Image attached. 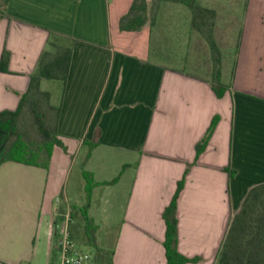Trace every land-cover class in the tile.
Here are the masks:
<instances>
[{
	"label": "crops",
	"instance_id": "0c3cea01",
	"mask_svg": "<svg viewBox=\"0 0 264 264\" xmlns=\"http://www.w3.org/2000/svg\"><path fill=\"white\" fill-rule=\"evenodd\" d=\"M133 2L0 0V60L11 53L9 71L0 72V114L18 109L51 41L73 48L66 82H42L60 109L65 148H54L48 167L0 161L1 263L56 264L57 210L74 194L70 183H82L72 180L78 162L79 175L97 184L84 202L95 244L77 243L97 249L88 264H167L164 212L184 178L179 252L200 259L188 264H217L231 219L264 184V0H244L241 10L238 0L200 1L237 30L232 64L225 57L221 69L223 97L212 81L154 57L167 6L153 27L121 31ZM16 140L0 130V156Z\"/></svg>",
	"mask_w": 264,
	"mask_h": 264
},
{
	"label": "trees",
	"instance_id": "16d2710c",
	"mask_svg": "<svg viewBox=\"0 0 264 264\" xmlns=\"http://www.w3.org/2000/svg\"><path fill=\"white\" fill-rule=\"evenodd\" d=\"M164 3H173L186 6L192 13V26L195 30L207 37L211 50L215 54L216 83L219 89L215 88L218 97H223L226 88L221 84V53L214 38L213 23L215 12L203 7L197 0H154L152 6L147 0H134L129 12L120 20V29L125 32H139L147 24L151 27L155 24L156 11ZM73 48L70 44L59 43L53 40L49 44L40 60L35 73L31 76L28 91L21 97L19 107L16 111H4L0 114V130L13 134L17 137L11 149L2 157L1 162L14 161L26 165L48 167L55 147L65 148L64 143L59 138L56 130V123L59 118L60 109L51 102V94L42 89V82L62 81L66 82L69 73ZM11 61V53L7 50L3 52L0 60V72H8ZM43 104L50 110L56 112L55 126L49 128L42 113ZM26 109H30L38 129L43 137L40 151L44 153V160L41 162V152L33 150L22 138L18 131V124ZM219 117H215L204 139L197 145V158L205 151L217 124ZM95 144H91V149ZM86 180L85 191L87 196L91 195L97 185L92 176L83 172ZM114 180L111 183H115ZM185 178L179 183L177 192L172 203L164 212V219L167 225L166 240L164 243L167 255V264H188L198 263L200 259H190L179 252V220L177 217L178 199L184 188ZM85 219L86 230L93 225L89 218L87 207L81 210ZM95 232L96 228L94 227ZM89 232V231H88ZM73 238V237H72ZM92 236L93 245L95 244ZM74 239V238H73ZM0 264H4L1 263ZM100 264H109L106 259ZM217 264H264V184L252 188L241 208L234 215L229 224L227 235L218 255Z\"/></svg>",
	"mask_w": 264,
	"mask_h": 264
},
{
	"label": "rangeland",
	"instance_id": "374dc122",
	"mask_svg": "<svg viewBox=\"0 0 264 264\" xmlns=\"http://www.w3.org/2000/svg\"><path fill=\"white\" fill-rule=\"evenodd\" d=\"M200 1L197 0L199 4H201ZM243 3L244 0H238V7L240 10L243 8ZM245 3L244 7L248 4L247 0ZM212 5L216 7L217 3ZM161 6H164L163 8L166 6L168 7L166 8L168 20L166 26L161 31L157 32L158 40L154 46V57L169 68L180 69L217 84L215 54H213L211 50L207 37L193 28L191 11L186 6L180 4L164 3ZM161 6L156 11V16ZM176 7L180 9H176ZM215 9L216 11L218 10L217 8ZM216 11H214L216 15L215 18L211 20V23H213L214 38L221 53L222 63L220 68L222 69L225 57L228 59L225 61L226 65L230 66L232 64L231 59L235 53L237 30L224 28L227 22L226 24L223 23L224 21L219 19ZM42 113L44 114L47 126L53 128L55 126L56 112L50 110L47 105L43 104ZM18 131L33 150L40 151L43 137L30 109H26L21 116L18 124ZM40 152V161L42 162L45 152ZM3 156L4 155L0 156V160ZM74 165L72 180L80 178L82 183H80V186H78L77 180L75 186H72L74 183L73 181L70 183V190L73 191L74 194L69 200H65L64 197L61 198L54 228L58 230V227L67 224L72 237L79 245H93L92 236L94 235L95 237L94 226H90L88 232L81 213V210L86 207L84 203L86 200V192L80 189L81 186H84L82 184H85L86 181L82 175H79L81 171L80 162ZM96 250L95 246H87L86 248V251H88L87 253L91 255L96 254ZM60 261L61 256L58 252L56 255V264H60Z\"/></svg>",
	"mask_w": 264,
	"mask_h": 264
},
{
	"label": "built area",
	"instance_id": "2783aa9c",
	"mask_svg": "<svg viewBox=\"0 0 264 264\" xmlns=\"http://www.w3.org/2000/svg\"><path fill=\"white\" fill-rule=\"evenodd\" d=\"M57 248L61 256L60 264H88L93 259L72 238L67 224L58 227Z\"/></svg>",
	"mask_w": 264,
	"mask_h": 264
}]
</instances>
